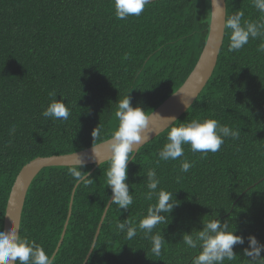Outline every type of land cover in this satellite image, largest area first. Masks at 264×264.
<instances>
[{"label":"trees","instance_id":"1","mask_svg":"<svg viewBox=\"0 0 264 264\" xmlns=\"http://www.w3.org/2000/svg\"><path fill=\"white\" fill-rule=\"evenodd\" d=\"M225 5L226 16L244 12L242 23L264 20L253 0H225ZM209 21L208 0H153L140 17L126 20L116 19L113 0H0V230L21 168L37 157L71 154L112 138L116 103L128 94L131 106L149 115L192 71ZM230 34L225 28L210 79L171 126L216 119L240 131L239 139L225 138L218 152L206 156L185 145L184 157L164 162L158 151L169 126L140 147L127 165L133 204L125 211L110 203L86 264H191L199 250L188 249L183 234L202 230V222L216 217L245 239L234 246L237 258L224 264H247L249 236L264 244V52L258 50L264 38L229 52ZM51 92L71 109L68 121L42 116ZM98 126L101 136L94 140ZM185 158L192 167L182 173ZM109 163L86 177L91 184L75 187L55 264L83 263L112 195ZM68 168H43L22 209L21 237L35 240L49 255L57 247L75 186ZM92 168L81 171L88 174ZM153 168L161 182L158 190L173 192L179 203L153 230L166 240L159 257L142 232L127 240L116 228L126 220L138 228L155 203L144 198L146 173Z\"/></svg>","mask_w":264,"mask_h":264},{"label":"clouds","instance_id":"2","mask_svg":"<svg viewBox=\"0 0 264 264\" xmlns=\"http://www.w3.org/2000/svg\"><path fill=\"white\" fill-rule=\"evenodd\" d=\"M115 17L118 20H126L129 17H140L146 6L152 4L153 0H113ZM211 9L219 11L218 0H208ZM254 7L264 13V0H253ZM212 11V10H211ZM244 12L237 10L231 16H225L224 27L231 30L228 51H239L247 45L250 39L264 38V20L252 22L244 21ZM264 52V44L258 49ZM51 102L42 112L45 119L68 121L71 109L66 105L64 99L57 100L55 92L49 93ZM115 118L118 126L112 133V138L107 142L111 152L109 167L106 171L107 187L111 189L110 203L116 205L118 210L127 211L133 204V195L126 183L127 165L134 161L133 146L139 145L148 128L150 116L141 107L133 108L129 94L119 99L116 103ZM174 119V118H169ZM15 128L11 129L14 134ZM102 129L98 126L92 132L94 140L101 136ZM240 131L232 130L227 125H222L216 119H192L188 123H180L179 126H171L167 134V142L158 151L160 161H175L184 157V146H190L193 153H216L221 149L225 138L239 139ZM92 147L93 160H97L99 153ZM71 157H77L68 168V174L73 177L74 185L91 184L93 180L86 178L87 173L81 171L84 167L82 157L74 153ZM192 164L185 158L181 161L180 171L187 173ZM147 189L144 198L155 203L147 208V214L139 221L138 228L131 226L128 220L118 222V232L125 233L127 240H133L138 231L142 232L144 238L151 241V253L159 257L162 253L166 240L160 233L153 234L158 225L166 223L173 209L179 205L174 193L159 189L160 179L156 170L149 169L146 173ZM179 180V178H178ZM107 203L109 201L107 200ZM203 229L193 230L191 234H183L182 242L188 249L199 250V254L192 259L191 264H224V261H233L237 258L234 246L243 245L244 237L236 235L230 230L227 222L221 223L217 217L202 222ZM248 248L244 249L247 264H264V244L258 242L254 236H249ZM0 264H55L54 255L46 253L45 249L35 240L21 237L20 227L13 222L5 232L0 230Z\"/></svg>","mask_w":264,"mask_h":264},{"label":"water","instance_id":"3","mask_svg":"<svg viewBox=\"0 0 264 264\" xmlns=\"http://www.w3.org/2000/svg\"><path fill=\"white\" fill-rule=\"evenodd\" d=\"M218 3L220 6L219 11H217L216 9H211L210 6V21L208 25L207 37L204 46L201 50V53L192 71L189 73L183 84L149 114L150 118L148 122V128L144 133H142L144 139L139 145L133 146L134 151L138 150L144 144H146L147 142L155 138L157 135L165 131L179 117H181V115L193 104V102L196 100V98L198 97V95L200 94V92L203 90L208 80L210 79L217 63L218 55L221 46L223 44L224 33H225V27H224V19L226 16L225 0H218ZM169 118H174V119H169ZM110 140L111 138L104 142L98 143L94 146H91L89 148H86L84 150L74 152L80 157H82L84 161V166L93 165V168L88 173V175L98 165L110 160L111 152L107 144V142ZM92 147L97 148L95 151L99 153L97 160L92 159L93 157ZM74 153L59 155V156L37 157L34 160L25 164L21 168L11 187L8 200L6 203L5 214L3 219V231L6 232L9 227L13 226V222L17 226L19 225L20 227L21 214H22V209L24 206L26 194L35 176L43 168L46 167H58V166L69 167L70 165L73 164V162L77 158V157H71ZM76 186L77 185H75L72 190L67 218L64 223V227L60 235L57 247L52 255L56 254L58 247L60 246L63 240L67 223L71 215L73 194ZM110 200L111 197L109 199V203H107L103 215L101 216V220L96 229L92 241V245L82 264H86L87 259L89 258L94 248L96 239L100 231L101 223L104 219L107 208L110 205Z\"/></svg>","mask_w":264,"mask_h":264}]
</instances>
